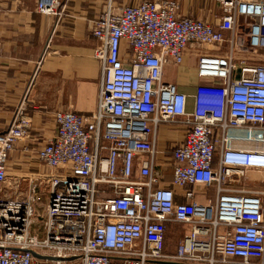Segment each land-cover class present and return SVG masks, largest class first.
I'll list each match as a JSON object with an SVG mask.
<instances>
[{
  "label": "built area",
  "instance_id": "obj_1",
  "mask_svg": "<svg viewBox=\"0 0 264 264\" xmlns=\"http://www.w3.org/2000/svg\"><path fill=\"white\" fill-rule=\"evenodd\" d=\"M216 2L222 14L211 24L179 16L174 0L105 1L91 26L95 107L50 112L55 134L34 151L46 169L7 170L30 139L26 106L0 132V264H264V189L245 183L249 172L264 174V2ZM58 6L39 0L37 10ZM190 48L199 82L187 95L165 69ZM160 124L184 132L168 177ZM171 228L186 229L173 250Z\"/></svg>",
  "mask_w": 264,
  "mask_h": 264
},
{
  "label": "crops",
  "instance_id": "obj_2",
  "mask_svg": "<svg viewBox=\"0 0 264 264\" xmlns=\"http://www.w3.org/2000/svg\"><path fill=\"white\" fill-rule=\"evenodd\" d=\"M105 1L58 0L57 12L46 15L36 11L37 0H0V132L12 123L20 105L29 109L32 122L30 139L18 143L8 157V171L23 174L46 169L34 151L55 134L52 110L89 113L94 109L100 65L93 51L91 26ZM113 1L122 5L140 0ZM174 1L179 16L216 24L222 14L216 0ZM243 29L245 37L247 30ZM228 48L227 43L222 44L221 53ZM194 51H186L175 78H166L187 95L199 82ZM187 107L192 108L190 98ZM183 133L181 126L169 124H160L156 130L159 169L166 177L170 148L182 140ZM47 200V191L40 190L37 201Z\"/></svg>",
  "mask_w": 264,
  "mask_h": 264
},
{
  "label": "rangeland",
  "instance_id": "obj_3",
  "mask_svg": "<svg viewBox=\"0 0 264 264\" xmlns=\"http://www.w3.org/2000/svg\"><path fill=\"white\" fill-rule=\"evenodd\" d=\"M58 1V0H56ZM39 0H37L36 3V11L38 13H41L37 10V4H38ZM60 5V4H59ZM59 7V6H58ZM44 14V13H41ZM46 15H52V14H46ZM178 74V67L174 66V67H168L165 69V79L169 78V79H173L176 77V75ZM246 185L253 183L252 185L255 188L261 187L264 189V174L261 173H255V172H249L247 175V178L245 180ZM209 195L212 194V190L208 191ZM45 206H46V202L45 201H36L35 202V213H34V222L35 224L33 225V229H35L37 226L39 227V229L41 230V216L44 214L45 211ZM186 229H184L183 231H179L176 228H171V230L168 231L167 233V246L170 250H173L174 245L176 243V241H178L181 237L182 234L184 233Z\"/></svg>",
  "mask_w": 264,
  "mask_h": 264
},
{
  "label": "water",
  "instance_id": "obj_4",
  "mask_svg": "<svg viewBox=\"0 0 264 264\" xmlns=\"http://www.w3.org/2000/svg\"><path fill=\"white\" fill-rule=\"evenodd\" d=\"M33 255H34L35 257H37V258L56 259V258H52V257H44V256H40V255H38V254H36V253H34V252H33Z\"/></svg>",
  "mask_w": 264,
  "mask_h": 264
}]
</instances>
